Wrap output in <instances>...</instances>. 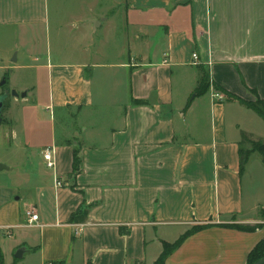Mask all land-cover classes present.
<instances>
[{
    "label": "crops",
    "instance_id": "0c3cea01",
    "mask_svg": "<svg viewBox=\"0 0 264 264\" xmlns=\"http://www.w3.org/2000/svg\"><path fill=\"white\" fill-rule=\"evenodd\" d=\"M10 26L28 28L44 108L78 114L80 128L47 130L31 160L45 166L49 147L55 166L35 173L22 215L20 197L0 205V231L14 237L6 258L0 244L4 264H152L192 229L165 264H246L264 226H235L264 223V158L252 152L239 171L238 150L245 136L264 142V121L237 99L264 98V0H0ZM201 70L237 99L191 97ZM96 106L111 107L112 125L96 123Z\"/></svg>",
    "mask_w": 264,
    "mask_h": 264
},
{
    "label": "rangeland",
    "instance_id": "374dc122",
    "mask_svg": "<svg viewBox=\"0 0 264 264\" xmlns=\"http://www.w3.org/2000/svg\"><path fill=\"white\" fill-rule=\"evenodd\" d=\"M90 0H86L89 2ZM102 6L113 4L114 0H101ZM113 9V8H112ZM110 13V11L107 13ZM105 15V14H104ZM22 27H0V100L3 102L0 122V164L5 165L9 169L0 170V205L8 203L15 198L20 199V213H23V203L28 204L32 198V181L35 173L44 175L48 172L45 166H38V159L32 162L33 152H38L40 143L46 139L47 130L53 128L55 135L59 139L65 138V134H71V137L79 131L77 125L79 123V115L72 114L71 119L65 117L66 113L60 114L58 111H49L44 108L46 99V88L44 87L45 74L28 66L35 62L33 54H25L29 49L28 41L30 34L28 28ZM41 35V42L45 47V36L41 29L38 31ZM101 33H97L93 42L92 49L101 47ZM117 41L109 44L111 49H115ZM103 43V48H105ZM109 48V47H108ZM128 55L125 56L127 58ZM25 65V66H21ZM119 73H115L117 75ZM94 77V75H93ZM5 80L3 84L2 81ZM210 81V79H209ZM211 83V82H210ZM98 83H95V91ZM34 89V90H33ZM33 90V91H32ZM7 91V92H6ZM12 91L19 95L27 92V96L15 97ZM209 91L220 93L222 98L224 95L220 91H216L212 84ZM6 92V93H5ZM195 93L191 94L192 95ZM109 106H96V123L105 128L112 125L114 117ZM35 116L43 118L46 128L39 127L36 130L38 119ZM51 116V117H50ZM64 116V117H63ZM80 126V125H79ZM261 137H244L241 147L247 149L251 143H254ZM31 164H28V163ZM262 216V215H261ZM264 220V217L262 218ZM22 221V217H21ZM264 226V223L255 227ZM14 237H7L0 231V244L4 257L9 255L8 249L12 246ZM17 263V261H14Z\"/></svg>",
    "mask_w": 264,
    "mask_h": 264
},
{
    "label": "trees",
    "instance_id": "16d2710c",
    "mask_svg": "<svg viewBox=\"0 0 264 264\" xmlns=\"http://www.w3.org/2000/svg\"><path fill=\"white\" fill-rule=\"evenodd\" d=\"M210 81L207 72L201 70L199 74L198 83L195 88V94L200 95L206 93L210 88ZM216 91H220L224 96L231 97L237 99L232 95H229L227 91L220 88L219 86L212 85ZM241 104L246 106L247 108L253 110L263 121H264V98H260L256 96L254 101H243L241 99H237ZM133 104L135 105H146V101L142 100H133ZM252 152H258L264 158V142L255 141L250 144V148L245 150L239 147L238 155H239V171H241L244 167L246 160ZM80 167V159L78 157L77 151H73V161H72V171L77 172ZM92 206L89 205L90 208ZM88 207L77 209L75 212L71 214L70 221L73 223H83L87 220L88 216ZM235 228L240 230H253L255 225H236ZM196 229L189 230L187 233L180 236L177 240L172 243L162 242V250L156 260L152 264H165L166 258L179 247V245L183 242L184 238L190 234V232L195 231ZM264 256V236L253 246V248L247 254L246 264H253L255 261ZM0 264H4L3 254L0 248ZM51 264H65L64 261H54ZM136 264H143L138 262Z\"/></svg>",
    "mask_w": 264,
    "mask_h": 264
},
{
    "label": "built area",
    "instance_id": "2783aa9c",
    "mask_svg": "<svg viewBox=\"0 0 264 264\" xmlns=\"http://www.w3.org/2000/svg\"><path fill=\"white\" fill-rule=\"evenodd\" d=\"M192 59L195 61L197 60V55L196 54H192ZM213 96L217 99H221L222 95L220 93H213ZM42 158L45 162V166L49 169L54 168L55 166V160L53 158V154L52 151L49 147H46L42 150ZM56 187H60L61 186V181L60 180H56L55 183ZM25 217H26V221L28 225H32L35 221H37L38 219V215L37 213L34 211L33 208H28L25 210ZM78 231H75V233H77Z\"/></svg>",
    "mask_w": 264,
    "mask_h": 264
},
{
    "label": "water",
    "instance_id": "95a60500",
    "mask_svg": "<svg viewBox=\"0 0 264 264\" xmlns=\"http://www.w3.org/2000/svg\"><path fill=\"white\" fill-rule=\"evenodd\" d=\"M94 24H96V23L94 22ZM4 82H5V80H3L1 84H3ZM12 95H14L15 97L21 96L22 98H25L27 96V92L23 91L19 95L17 92L12 91ZM2 107H3V102H2V100H0V122L2 120V118H1ZM1 169H9V168L6 167L5 165L0 164V170ZM22 252H23V248L17 249V251L14 253V258L20 259L22 257ZM253 264H264V256L261 257L260 259H258L257 261H255Z\"/></svg>",
    "mask_w": 264,
    "mask_h": 264
},
{
    "label": "flooded vegetation",
    "instance_id": "af4514ba",
    "mask_svg": "<svg viewBox=\"0 0 264 264\" xmlns=\"http://www.w3.org/2000/svg\"><path fill=\"white\" fill-rule=\"evenodd\" d=\"M6 92H7V91H6ZM6 92H5V93H6ZM2 120H3V119H2ZM2 120H1V122H2Z\"/></svg>",
    "mask_w": 264,
    "mask_h": 264
}]
</instances>
